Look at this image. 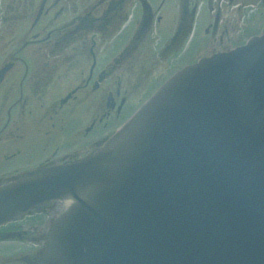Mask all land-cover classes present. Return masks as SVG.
I'll use <instances>...</instances> for the list:
<instances>
[{"label": "water", "instance_id": "obj_1", "mask_svg": "<svg viewBox=\"0 0 264 264\" xmlns=\"http://www.w3.org/2000/svg\"><path fill=\"white\" fill-rule=\"evenodd\" d=\"M48 201L36 264H264V32L179 70L94 154L8 177L0 224Z\"/></svg>", "mask_w": 264, "mask_h": 264}, {"label": "flooded vegetation", "instance_id": "obj_2", "mask_svg": "<svg viewBox=\"0 0 264 264\" xmlns=\"http://www.w3.org/2000/svg\"><path fill=\"white\" fill-rule=\"evenodd\" d=\"M244 6L242 0H0V69L8 65L0 77V171L10 161L65 162L93 152L130 115L137 95L257 33L246 26ZM27 127L41 135L38 153L24 152ZM28 218L0 226V244L8 233L34 240L24 226ZM16 249L14 256L28 253Z\"/></svg>", "mask_w": 264, "mask_h": 264}, {"label": "rangeland", "instance_id": "obj_3", "mask_svg": "<svg viewBox=\"0 0 264 264\" xmlns=\"http://www.w3.org/2000/svg\"><path fill=\"white\" fill-rule=\"evenodd\" d=\"M258 1H262V0H242L243 5H247L248 9L253 8L252 6H258ZM251 5V6H249ZM247 11V10H246ZM251 13H254L253 11H247L245 14L246 16H250ZM260 13V15H259ZM257 19V20H256ZM254 20H256L257 22H255ZM251 21V27H256V30L264 28V19H263V11L256 13V15L252 16L251 18H246V24H248ZM212 44V43H210ZM228 46V45H227ZM210 49L206 48V51H209ZM147 95V91L143 92L142 95H137L136 96V100H138V103L136 104V106L142 101L144 100L145 97ZM135 108V107H134ZM93 112V111H91ZM130 111H125V115L127 113H129ZM23 121H27V117L24 116L23 117ZM43 129V128H42ZM113 130V129H111ZM27 131H28V135L26 140L22 143L23 147H26L24 149V152H31V153H38L39 149H40V144L42 141L41 135L40 133H38V131L35 129V131L31 130V127H27ZM42 132V130H41ZM7 154L9 155V151H6ZM37 155H34L33 157H35ZM47 160H41L40 159H35L32 158V160H23L21 162H13L10 161L6 162V168H4V170L0 171V178H4L8 175H12L15 172H21L25 169H30L33 167H38L40 166L42 163L46 162ZM50 208L47 205L46 207H43L40 210V214L35 215V218L32 219V221L30 222V224L28 225L30 229H32V233L35 236V239H38L40 237V235L43 233V231L46 229V227L48 226V224L50 223V217H53L52 215H50L49 213ZM30 233V232H29ZM26 243H21L18 240H7L3 243L0 244V247L3 248V252H0V264H20V262H15L13 261V259L19 260V257L15 255L14 250L17 247L18 249L20 247H25L27 248V244H31L29 243L27 240L25 241ZM31 247H36L35 245H31ZM16 249V250H18Z\"/></svg>", "mask_w": 264, "mask_h": 264}]
</instances>
